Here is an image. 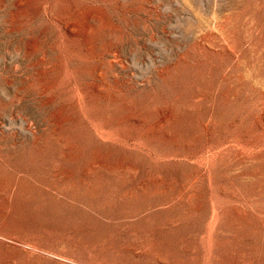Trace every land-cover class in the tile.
I'll use <instances>...</instances> for the list:
<instances>
[{
  "label": "rangeland",
  "instance_id": "rangeland-1",
  "mask_svg": "<svg viewBox=\"0 0 264 264\" xmlns=\"http://www.w3.org/2000/svg\"><path fill=\"white\" fill-rule=\"evenodd\" d=\"M0 264H264V0H0Z\"/></svg>",
  "mask_w": 264,
  "mask_h": 264
}]
</instances>
